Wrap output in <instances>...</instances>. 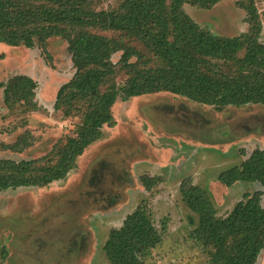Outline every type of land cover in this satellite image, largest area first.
<instances>
[{
    "label": "rangeland",
    "instance_id": "1",
    "mask_svg": "<svg viewBox=\"0 0 264 264\" xmlns=\"http://www.w3.org/2000/svg\"><path fill=\"white\" fill-rule=\"evenodd\" d=\"M122 1L107 0L101 7L115 9ZM252 1L264 42V0ZM183 9L216 35L232 37L248 30L246 11L237 0H220L209 9L185 3ZM169 40L167 32L157 33L152 51H144L153 65L168 64ZM119 56L113 54L112 61ZM74 73L60 37L49 38L45 51L38 44H0V158H40L67 136L80 137L78 117L64 118L53 109L58 89ZM19 74L37 82L35 111L3 103L1 84ZM126 77L120 72L116 82L122 85ZM112 115L114 126L103 127L102 138L85 149L65 179L41 188L0 191V264H111L103 250L109 231L120 227L143 199L156 225L167 224L163 241L145 264H208V255L191 236L195 216L182 199L180 184L188 179L207 190L218 217H225L244 194L262 189L251 182L226 187L218 181L221 172L240 165L256 148L264 149L260 104L218 110L158 92L119 97ZM143 176L158 180L151 191L142 186ZM257 264H264V252Z\"/></svg>",
    "mask_w": 264,
    "mask_h": 264
},
{
    "label": "trees",
    "instance_id": "2",
    "mask_svg": "<svg viewBox=\"0 0 264 264\" xmlns=\"http://www.w3.org/2000/svg\"><path fill=\"white\" fill-rule=\"evenodd\" d=\"M106 1L0 0V44H38L45 51L51 37L66 41L75 73L58 89L53 109L64 118L78 117L80 131L79 138L67 136L43 157L0 158V191L41 188L65 179L85 149L102 138L103 127L114 126L112 106L119 97L169 92L218 110L264 107V42L252 0H237L246 11L248 30L232 37L204 30L183 9L185 3L209 9L220 0H123L115 9L101 7ZM165 32L169 62L155 66L144 51H152L155 35ZM117 52L115 63L111 58ZM120 72L127 75L122 85L116 82ZM1 87L5 106L38 109L33 78L14 75ZM140 181L147 191L158 182L149 176ZM218 181L226 187L251 182L262 189L244 194L225 217H218L208 191L183 181L182 199L195 216L191 236L208 255V264H257L264 252V149L256 148L240 165L221 172ZM166 225V220L156 225L143 199L120 227L110 229L103 245L108 261L145 264L163 241Z\"/></svg>",
    "mask_w": 264,
    "mask_h": 264
}]
</instances>
